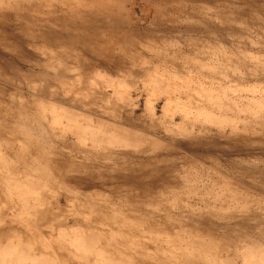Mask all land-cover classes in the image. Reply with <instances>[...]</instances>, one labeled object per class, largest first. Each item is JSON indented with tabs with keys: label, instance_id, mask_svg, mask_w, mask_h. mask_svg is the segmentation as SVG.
<instances>
[{
	"label": "rangeland",
	"instance_id": "rangeland-1",
	"mask_svg": "<svg viewBox=\"0 0 264 264\" xmlns=\"http://www.w3.org/2000/svg\"><path fill=\"white\" fill-rule=\"evenodd\" d=\"M0 264H264V0H0Z\"/></svg>",
	"mask_w": 264,
	"mask_h": 264
}]
</instances>
